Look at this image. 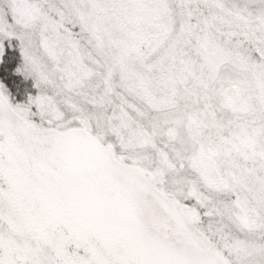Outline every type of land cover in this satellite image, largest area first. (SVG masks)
I'll use <instances>...</instances> for the list:
<instances>
[{
  "label": "snow or ice",
  "instance_id": "snow-or-ice-1",
  "mask_svg": "<svg viewBox=\"0 0 264 264\" xmlns=\"http://www.w3.org/2000/svg\"><path fill=\"white\" fill-rule=\"evenodd\" d=\"M0 264H264V0H0Z\"/></svg>",
  "mask_w": 264,
  "mask_h": 264
}]
</instances>
